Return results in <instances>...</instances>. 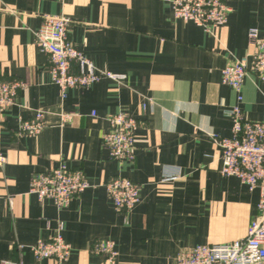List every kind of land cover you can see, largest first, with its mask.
I'll use <instances>...</instances> for the list:
<instances>
[{"label": "crops", "instance_id": "0c3cea01", "mask_svg": "<svg viewBox=\"0 0 264 264\" xmlns=\"http://www.w3.org/2000/svg\"><path fill=\"white\" fill-rule=\"evenodd\" d=\"M228 6L227 22L206 32L175 18L167 0H0V80L24 83L15 104L0 112V262L109 264L90 247L111 240L115 264H175L193 246L246 236L258 190L220 174L213 134L231 135L227 110L236 104L247 119L264 121V83L249 74L238 102L221 82L229 61H250L248 30L264 36V0ZM44 15L70 18L74 46L97 68L124 74L123 85L102 79L62 97L35 44ZM38 110L43 129L19 134V118ZM118 112L138 122L132 161L110 158L102 142L108 117ZM59 163L81 169L89 182L64 208L28 193L34 173ZM114 176L140 187L128 213L115 210L107 193ZM59 228L69 258L36 259L31 246Z\"/></svg>", "mask_w": 264, "mask_h": 264}, {"label": "built area", "instance_id": "2783aa9c", "mask_svg": "<svg viewBox=\"0 0 264 264\" xmlns=\"http://www.w3.org/2000/svg\"><path fill=\"white\" fill-rule=\"evenodd\" d=\"M229 0H167L173 16L192 21L206 32L225 24L230 7ZM72 20L65 16L44 15L35 32V44L47 56L51 81L58 85L61 95L76 87H89L102 79H110L123 85L124 74L97 68L69 39ZM250 61L246 57L229 61L221 70V82L233 90L238 102L242 101L241 88L244 79L254 75L264 83V36L256 28L247 33ZM76 67L72 71V66ZM24 86L18 80H0V112L15 104L17 92ZM232 121L231 135L213 134L219 152V172L235 176L249 190H258L257 216L251 221L244 238L223 244H201L183 250L175 258V264H264V121H252L244 116L238 104L227 110ZM64 119L70 115H64ZM109 129L102 135L103 145L110 158L132 161L136 149L138 122L125 112L108 117ZM45 126L44 113L36 111L29 119L19 118V134L35 135ZM5 156L0 151V169ZM89 187L84 172L68 168L64 163L47 172L34 173L28 193L38 201L51 199L58 208L66 207L72 198ZM105 187L115 210L130 212L140 200V187L127 177L114 176ZM38 260L51 259L62 263L69 258L71 247L64 241L60 228L46 240H38L31 246ZM90 251L103 254L109 264H115L117 250L111 240L94 242ZM0 264H24L20 261L2 260Z\"/></svg>", "mask_w": 264, "mask_h": 264}]
</instances>
